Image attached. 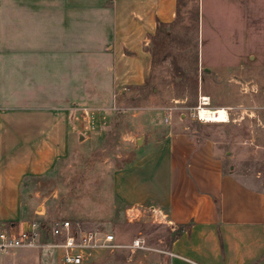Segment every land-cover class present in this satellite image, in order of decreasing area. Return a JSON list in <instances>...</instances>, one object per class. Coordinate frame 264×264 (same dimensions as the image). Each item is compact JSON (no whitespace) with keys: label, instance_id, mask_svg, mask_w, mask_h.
<instances>
[{"label":"crops","instance_id":"0c3cea01","mask_svg":"<svg viewBox=\"0 0 264 264\" xmlns=\"http://www.w3.org/2000/svg\"><path fill=\"white\" fill-rule=\"evenodd\" d=\"M178 3L0 0V229L20 231L38 221L49 226L45 208L34 210L32 205L40 199L32 195L34 183L50 177L69 156L84 113L109 116L120 96L150 85L154 42L161 28L176 22ZM208 13L215 17L214 24L220 15H230L242 27L255 16L253 23L264 32V0H208ZM259 34L264 39V33ZM245 35L222 33L220 52L208 50L210 73L224 76L263 62L257 48L244 49ZM239 40L242 50L231 52L229 47H237ZM200 61L203 65L201 54ZM261 82L264 85V77ZM155 118L141 128L144 147L137 159L115 174L116 204L110 215L132 223L117 228V243L128 246L140 235L157 253L121 248L85 257L83 264H98L103 254H109L108 264H264V176L221 172L216 176V215L193 221L192 211L178 196L180 133ZM243 150L260 156L264 149ZM154 211L163 221L157 232H176L168 244L161 238L153 244L149 230L136 233L133 224L151 227ZM32 213L39 220L27 221ZM33 252L38 256L1 254L0 264L50 263L42 252ZM52 263L63 264L60 256Z\"/></svg>","mask_w":264,"mask_h":264},{"label":"rangeland","instance_id":"374dc122","mask_svg":"<svg viewBox=\"0 0 264 264\" xmlns=\"http://www.w3.org/2000/svg\"><path fill=\"white\" fill-rule=\"evenodd\" d=\"M178 4L176 22L161 28L154 42L150 85L146 89L129 90L126 98L120 96L109 116L97 114L94 118L84 113L83 127L69 156L58 163L50 177L34 183L32 195H39L40 199L32 205L34 210L39 205L45 208L44 219L49 225L69 220L80 223L84 229L113 233L117 238V228L132 224L121 216L110 215L116 204L114 177L118 170L137 159L144 147L141 128L154 122L153 118L158 119L155 117H159L157 123L161 124L162 118L166 121L164 127L174 128L177 135L180 133L181 154L176 171L181 194L178 196L182 205L192 211L193 221L216 215V176L221 172H261L264 176V150L260 156L252 150L241 151L248 146L264 149V85H259L264 77V39L259 33L264 32L253 23L258 18L251 17L249 25L242 27L232 16L220 15V21L214 24L215 17L208 13V0H202L201 5L199 0H179ZM212 24L218 25L216 30ZM222 33H246L244 49L257 48L263 54L260 58L263 62L258 66L257 61L254 67L247 65L243 72H228L224 76L210 73L208 50L220 52ZM241 42L229 50H242ZM201 96L210 97V107L201 108ZM135 117L144 119L135 120ZM80 135L84 136L83 140ZM158 217L156 213L149 217L152 225L149 228H146L148 224L139 228L140 223L133 224L134 228L136 233L149 230L154 235L153 244L157 238L168 244L176 232L166 228L157 232L156 226L163 224ZM32 220L39 218L32 213L27 221ZM22 251L4 255L38 256L33 252L36 250ZM143 251L157 253V248L146 242ZM105 255L98 264H108L109 254ZM43 256L50 260L49 264L55 261L50 255Z\"/></svg>","mask_w":264,"mask_h":264},{"label":"built area","instance_id":"2783aa9c","mask_svg":"<svg viewBox=\"0 0 264 264\" xmlns=\"http://www.w3.org/2000/svg\"><path fill=\"white\" fill-rule=\"evenodd\" d=\"M206 102L210 104V97L201 96V108L210 107L204 106ZM121 248L144 250L146 242L136 238L130 245L124 246L117 243L113 233L87 230L80 223L73 224L69 220L57 221L49 226L31 222L20 231L0 229V254L23 249L38 250L52 258L60 256L63 264H83L85 257Z\"/></svg>","mask_w":264,"mask_h":264},{"label":"bare ground","instance_id":"6f19581e","mask_svg":"<svg viewBox=\"0 0 264 264\" xmlns=\"http://www.w3.org/2000/svg\"><path fill=\"white\" fill-rule=\"evenodd\" d=\"M208 99H206L205 101H207ZM210 104H208V102H206L205 104H204V106H209Z\"/></svg>","mask_w":264,"mask_h":264},{"label":"water","instance_id":"95a60500","mask_svg":"<svg viewBox=\"0 0 264 264\" xmlns=\"http://www.w3.org/2000/svg\"><path fill=\"white\" fill-rule=\"evenodd\" d=\"M82 137H83V136H81V140L83 139Z\"/></svg>","mask_w":264,"mask_h":264}]
</instances>
